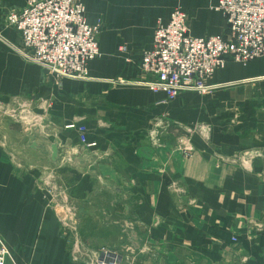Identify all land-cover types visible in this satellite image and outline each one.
Here are the masks:
<instances>
[{"label":"crops","instance_id":"obj_1","mask_svg":"<svg viewBox=\"0 0 264 264\" xmlns=\"http://www.w3.org/2000/svg\"><path fill=\"white\" fill-rule=\"evenodd\" d=\"M83 1L100 55L71 79L21 57L6 19L26 0H0V103L44 117L0 121V236L16 263L96 264L107 251L120 264H264V57L168 101L140 68L157 26L180 9L191 36L225 35L219 0ZM61 193L84 254L52 209Z\"/></svg>","mask_w":264,"mask_h":264},{"label":"built area","instance_id":"obj_2","mask_svg":"<svg viewBox=\"0 0 264 264\" xmlns=\"http://www.w3.org/2000/svg\"><path fill=\"white\" fill-rule=\"evenodd\" d=\"M228 24L225 35L193 37L189 33L187 13L177 9L168 25L159 23L154 35L153 48L143 54L141 71L156 80L148 85L153 91L163 92L168 101L184 91L211 93L218 86L210 80L215 72L230 62L247 65L264 57V0H219L216 7ZM83 0H26L23 9L9 13L6 24L21 36L22 44L13 46L21 57L41 66L57 78L87 79L88 65L100 55L99 34L101 28L86 22ZM4 106L0 103V109ZM16 119L36 128L44 123V117L36 115L32 103L16 105ZM81 142L86 143L85 127H80ZM188 154L191 148L180 142ZM63 150L66 149L63 147ZM62 163L71 162L64 152ZM59 198L67 201L66 193L51 201L58 219L61 213ZM64 228H73L72 254L83 253L78 240V223L61 218ZM84 254V253H83ZM96 264H120L108 259L105 253ZM0 264H17L13 253L0 236Z\"/></svg>","mask_w":264,"mask_h":264},{"label":"rangeland","instance_id":"obj_3","mask_svg":"<svg viewBox=\"0 0 264 264\" xmlns=\"http://www.w3.org/2000/svg\"><path fill=\"white\" fill-rule=\"evenodd\" d=\"M24 8V7H23ZM15 107H3L0 109V121H2V123H6L8 122V120H11L13 121L14 123L16 122L17 125H19L22 129L24 128H29L30 126L25 122V120H22V119H16L13 117V115H15L13 113ZM79 233V231H78ZM72 238V241H73V236L71 237ZM122 239H126L125 237L122 238ZM107 251H105L104 253H106Z\"/></svg>","mask_w":264,"mask_h":264},{"label":"water","instance_id":"obj_4","mask_svg":"<svg viewBox=\"0 0 264 264\" xmlns=\"http://www.w3.org/2000/svg\"><path fill=\"white\" fill-rule=\"evenodd\" d=\"M53 151H54V153L57 152V147H56V146L54 147V150H53ZM72 164H73V165H77L78 162L75 160V161L72 162Z\"/></svg>","mask_w":264,"mask_h":264}]
</instances>
